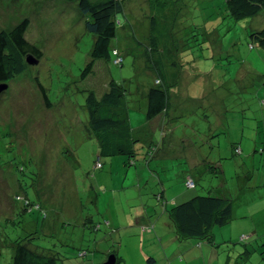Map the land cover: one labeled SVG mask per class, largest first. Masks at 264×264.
<instances>
[{"label":"rangeland","instance_id":"1","mask_svg":"<svg viewBox=\"0 0 264 264\" xmlns=\"http://www.w3.org/2000/svg\"><path fill=\"white\" fill-rule=\"evenodd\" d=\"M163 1V8L158 0L127 1L130 15L120 14L126 25L112 42L121 64L113 52L109 60L95 59L84 78L95 40L77 2L0 0V30L29 18L26 37L43 51L0 93V264H12L14 242L28 234L36 235L34 248H51L60 264H103L104 253L115 250L128 255L129 264H150L149 256L153 264H264V49L250 37L264 27V9L235 19L225 0ZM150 15L166 23L157 39L166 51L155 55L145 54L152 45L145 40ZM166 58L171 71H180L166 133L184 143L207 142L206 152L218 163L197 170L196 185L186 187L183 180L176 184L181 163L170 157L169 170H160L167 190L162 200L143 161L128 165L125 155H116L95 167L99 143L88 129L86 98L90 90L101 95L112 80L120 82L132 124L141 125L143 93L157 73L151 65ZM224 179L232 218L213 228L211 240L180 236L168 212L175 203L170 193L180 187L185 199L216 194ZM25 197L41 209H26Z\"/></svg>","mask_w":264,"mask_h":264},{"label":"trees","instance_id":"2","mask_svg":"<svg viewBox=\"0 0 264 264\" xmlns=\"http://www.w3.org/2000/svg\"><path fill=\"white\" fill-rule=\"evenodd\" d=\"M67 1L77 2L78 10L82 16L86 17L85 27L88 32L94 35L95 40L91 51L93 59L82 71V77L85 78L94 71L93 64L95 59L104 58L109 60L112 58L113 52L116 53L114 62L121 64L122 56L120 51L112 47V42L118 35V29L126 25L123 23L127 20L123 22V19L119 16L120 14L125 15V17L129 15L127 3L129 0ZM225 3L228 13L235 19L257 16L264 9V0H225ZM158 4L162 8L166 5L163 0H158ZM149 17H151L152 26L147 37L150 40L149 44L152 42V45L151 47L146 45V48L150 49H146L145 54H160L161 51L166 50H160L157 40L158 32H161L159 31V26L164 27L166 23L164 24L157 15H150ZM29 24V18H24L11 29L0 30V83H7L8 87L14 78L26 71L28 55H32L37 59H40L43 55L42 49L26 37ZM250 37L252 42L264 49V27L252 31ZM164 54L169 58L173 56L171 54L167 55L166 52ZM168 60L167 58L166 60H161V64L151 67L152 71L156 70L157 73L154 85L149 87L147 93L145 91L143 93V96H146V120H152L159 115L168 116L171 110V91L178 82L180 71H171L168 66ZM149 61L148 63H150ZM38 84L45 95V100L51 105L46 89L41 83L38 82ZM126 93L127 88L125 85L115 80L109 83L108 88L101 95L96 94L94 90L88 91L86 98L88 129L95 134L99 143L98 156L95 162L96 168H98V158L102 162L101 167H103L104 162L101 160L103 157L116 155H125L128 165H137L140 160L139 155H143V160L148 168L150 161L156 156L159 146L164 142L168 134L165 126L160 128L158 137L154 138L155 140L149 145L143 135L135 133L133 130L138 125L132 124ZM208 132L212 133V126H209ZM145 146L144 152L143 150L141 151L143 153L139 152V148ZM238 148L240 147H236V151H240ZM147 168L146 173H152ZM143 170L145 171V169ZM190 178L196 185L195 177L190 175L188 180ZM23 200L26 209H32L33 207L41 209L36 206L38 203L31 201L28 197L23 198ZM232 201V196H227L226 194H196L184 202L173 204L170 207L169 214L180 236L211 240L213 228L225 224L232 218ZM145 228L143 226V229ZM148 229L151 231L153 227ZM35 238V234H28L14 242L11 263L60 264L59 255L51 252V248L39 250L33 247Z\"/></svg>","mask_w":264,"mask_h":264},{"label":"crops","instance_id":"3","mask_svg":"<svg viewBox=\"0 0 264 264\" xmlns=\"http://www.w3.org/2000/svg\"><path fill=\"white\" fill-rule=\"evenodd\" d=\"M128 12H129V15H130L131 11H130L129 8H128ZM147 36H146V39H145L146 41L148 40ZM151 67H152V65H151ZM148 90H146L145 92L147 93ZM182 111H183L182 115H186V113H184L183 108H182ZM182 115H180V116H182ZM159 117L161 118V123L155 125V123H154V122H156L155 119H157V118L159 119ZM166 118H167V116L163 117L162 115H159V116L155 117L152 120H146V122H145V119L143 118V121L140 123L141 125H139L136 128H134L133 131L135 133L139 134V135L140 134L143 135L145 137L144 139L146 140L147 144L150 145L158 137L160 128H163L164 126H165L166 129L168 128V126L164 124L165 121H166ZM169 135H170V133L167 134L164 142L161 143V145L159 146V149H158L159 151L157 152L156 156L154 158H152V160L150 161V165L147 168L148 170H151L152 172H154V174H152V178L156 177V180L159 183V187H160V190H159L160 192H157L155 194V196L160 197L162 200H163L167 190L164 187L165 186V184H164V176H163L162 173H160V170H163V172H167L166 170H169V167H165V165H168L170 157L177 158L179 160V163H181V167L179 169V172L176 175V178H177V183L176 184H179L180 180H183V183H184V185H186V187H189L187 185V180H188L190 175H193L195 177V179H196V171L197 170L206 169L207 168L206 164H208V163H209L210 166H212V164L215 163V162H216V164L218 163L217 160H212L210 158L211 157L209 155L210 153L206 152V149L204 148V146H205V144L207 142L204 145L196 144L193 141H190L191 143L190 142L184 143L183 141L176 140L175 137H172V136H169ZM177 145L179 146L178 149L175 148ZM195 147L197 149L199 148L201 151L200 150L197 151V149ZM213 147H214V145H211V148H213ZM177 152H179V153L177 154ZM140 156H143V155H140ZM143 158H144V156L141 159L139 157L140 161H143L144 164H145V161L143 160ZM104 165H103V167H104ZM140 174H141L142 177H144V174H145L144 170H141ZM166 178H168V174L166 175ZM166 180H169V179H166ZM225 182H226V180L224 179L222 181L223 189L220 190L221 187H216V194H218V195L219 194L220 195H223V194L225 195L226 194L227 196H231L229 188L224 184ZM161 187H163L162 192H161ZM186 196H187L186 195V191L180 190V187H179V190L177 189V190H174V191H172L170 193V197L173 200V202H175V203H178V200H180V199L183 200L181 202H184V201L188 200V199H185ZM166 200H168V199L166 198ZM168 203H169V201L163 207V211L164 212H166L167 209H168V208H166L168 206ZM175 203H172V205L175 204ZM169 210H170V208L168 209V212H169ZM144 214L148 216V210L147 209L145 210ZM142 219H145V218H143V216H142ZM171 221L173 222L172 219H171ZM129 226H131V225H128L127 227H129ZM152 227L153 226H151L149 228L152 229ZM151 233H153V231H151ZM106 254H107V257H106V259L104 258L103 264L106 262V260L108 259V257L111 254H114L116 256V263L115 264L123 263V262L125 264H129V262H127V258H126V257H129V256L125 255V254H122L121 250L107 251L106 253H104V255H106ZM147 261L150 264H153V263L157 262L156 258L153 257V256H149L147 258Z\"/></svg>","mask_w":264,"mask_h":264},{"label":"water","instance_id":"4","mask_svg":"<svg viewBox=\"0 0 264 264\" xmlns=\"http://www.w3.org/2000/svg\"><path fill=\"white\" fill-rule=\"evenodd\" d=\"M38 60L39 59L33 57L32 55L27 56V61L29 63H36ZM7 88H8L7 83H0V93L6 90ZM115 263H116V256L114 254H111L104 264H115Z\"/></svg>","mask_w":264,"mask_h":264},{"label":"built area","instance_id":"5","mask_svg":"<svg viewBox=\"0 0 264 264\" xmlns=\"http://www.w3.org/2000/svg\"><path fill=\"white\" fill-rule=\"evenodd\" d=\"M97 166L98 167H101L102 166V162L99 160V158H98V160H97ZM188 186H192V185H194V181L190 178L189 180H188Z\"/></svg>","mask_w":264,"mask_h":264}]
</instances>
